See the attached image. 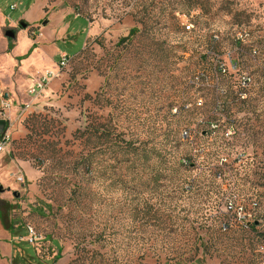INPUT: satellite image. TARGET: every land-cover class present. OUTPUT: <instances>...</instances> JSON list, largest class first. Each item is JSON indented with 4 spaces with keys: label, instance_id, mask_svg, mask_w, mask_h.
Listing matches in <instances>:
<instances>
[{
    "label": "rangeland",
    "instance_id": "obj_1",
    "mask_svg": "<svg viewBox=\"0 0 264 264\" xmlns=\"http://www.w3.org/2000/svg\"><path fill=\"white\" fill-rule=\"evenodd\" d=\"M0 12L45 54L33 69L53 67L0 111V210L35 237L20 247L45 264H259L264 224L242 230L224 207L264 210V0H0ZM8 236L0 222V264Z\"/></svg>",
    "mask_w": 264,
    "mask_h": 264
},
{
    "label": "crops",
    "instance_id": "obj_2",
    "mask_svg": "<svg viewBox=\"0 0 264 264\" xmlns=\"http://www.w3.org/2000/svg\"><path fill=\"white\" fill-rule=\"evenodd\" d=\"M14 29L5 21L0 12V111L2 101L11 103L13 96L16 97L18 93H23L25 89L33 87L45 72L53 71V67H36L33 69V60L40 59L42 62L46 58H44L45 54L37 44H35L37 48L34 49L33 42L25 43V45L18 43L16 39L18 33ZM9 30L14 32V39L5 37V33ZM33 35L34 38L41 37L36 32ZM30 50H33L31 55L26 57L31 52ZM7 124V120L0 119V137L6 131ZM8 238L10 239L9 236ZM9 242L6 247L10 249V254H12V246Z\"/></svg>",
    "mask_w": 264,
    "mask_h": 264
},
{
    "label": "built area",
    "instance_id": "obj_3",
    "mask_svg": "<svg viewBox=\"0 0 264 264\" xmlns=\"http://www.w3.org/2000/svg\"><path fill=\"white\" fill-rule=\"evenodd\" d=\"M192 25L187 24L185 25V30L189 31L191 30ZM241 38L240 35H238V39ZM66 62V56H61L58 65L59 67H62L65 65ZM53 74L51 72H45L42 76L39 77L37 82L34 84L33 87L29 88L27 90V93L29 95H34L37 92H40L43 87L48 84L50 79H52ZM250 82L249 78H242L241 84L243 86H246ZM9 107V104L5 101H2L1 103V110L4 108ZM225 137L233 136L234 130L229 126L225 130ZM187 132H183V136H187ZM9 137L7 135V132L5 131L2 136L0 137V153L6 148L8 145ZM225 213L230 214L233 218V221L241 228L242 230H249L251 228H256L259 224H264V210L259 211L257 209V204H250V205H243V204H234L233 202H227L225 207ZM31 245L33 244L35 237L31 230L28 231V236L25 238ZM259 254V264H264V246L261 247V249L258 252Z\"/></svg>",
    "mask_w": 264,
    "mask_h": 264
},
{
    "label": "trees",
    "instance_id": "obj_4",
    "mask_svg": "<svg viewBox=\"0 0 264 264\" xmlns=\"http://www.w3.org/2000/svg\"><path fill=\"white\" fill-rule=\"evenodd\" d=\"M44 208H49V205L42 206L41 203L39 205V208H35L36 213L40 216H42L44 213ZM9 209V208H8ZM8 209H5V211H8ZM0 222L2 224V227L10 233V243L12 246V258H11V264H45L43 261H41L36 254L29 252L27 249L22 248L19 246V244H27L31 245L27 240H24L28 236V230H26L24 225H18L15 224L12 219H7L4 214L1 213L0 210ZM58 259H54V261Z\"/></svg>",
    "mask_w": 264,
    "mask_h": 264
},
{
    "label": "water",
    "instance_id": "obj_5",
    "mask_svg": "<svg viewBox=\"0 0 264 264\" xmlns=\"http://www.w3.org/2000/svg\"><path fill=\"white\" fill-rule=\"evenodd\" d=\"M26 26L25 25H22V28H25ZM14 36H15V34H14V32L13 31H11V30H9V31H7L6 33H5V37L6 38H8V39H14ZM2 189H1V187H0V191H1Z\"/></svg>",
    "mask_w": 264,
    "mask_h": 264
}]
</instances>
